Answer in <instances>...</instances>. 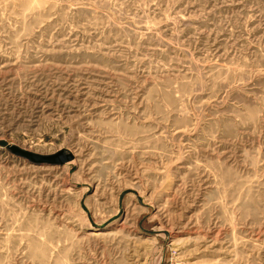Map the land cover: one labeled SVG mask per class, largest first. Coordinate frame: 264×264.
Returning a JSON list of instances; mask_svg holds the SVG:
<instances>
[{
    "label": "rangeland",
    "instance_id": "rangeland-1",
    "mask_svg": "<svg viewBox=\"0 0 264 264\" xmlns=\"http://www.w3.org/2000/svg\"><path fill=\"white\" fill-rule=\"evenodd\" d=\"M0 264H264V0H0Z\"/></svg>",
    "mask_w": 264,
    "mask_h": 264
},
{
    "label": "water",
    "instance_id": "water-1",
    "mask_svg": "<svg viewBox=\"0 0 264 264\" xmlns=\"http://www.w3.org/2000/svg\"><path fill=\"white\" fill-rule=\"evenodd\" d=\"M0 146L7 147L14 155L35 164L64 165L65 163L72 161L74 158L72 154H67L65 152H58L53 155H39L8 145L5 141H0Z\"/></svg>",
    "mask_w": 264,
    "mask_h": 264
}]
</instances>
